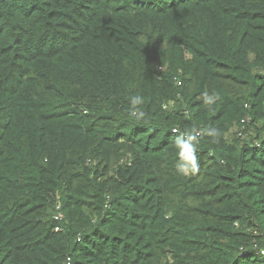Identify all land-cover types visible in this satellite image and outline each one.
Wrapping results in <instances>:
<instances>
[{
    "label": "trees",
    "instance_id": "obj_1",
    "mask_svg": "<svg viewBox=\"0 0 264 264\" xmlns=\"http://www.w3.org/2000/svg\"><path fill=\"white\" fill-rule=\"evenodd\" d=\"M264 0H0V264H264Z\"/></svg>",
    "mask_w": 264,
    "mask_h": 264
},
{
    "label": "built area",
    "instance_id": "obj_2",
    "mask_svg": "<svg viewBox=\"0 0 264 264\" xmlns=\"http://www.w3.org/2000/svg\"><path fill=\"white\" fill-rule=\"evenodd\" d=\"M260 252L264 255V248L260 249Z\"/></svg>",
    "mask_w": 264,
    "mask_h": 264
}]
</instances>
